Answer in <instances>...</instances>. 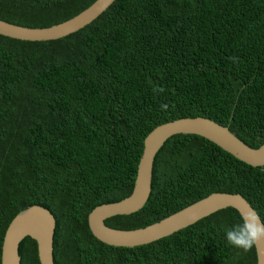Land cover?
I'll return each mask as SVG.
<instances>
[{
  "label": "trees",
  "instance_id": "16d2710c",
  "mask_svg": "<svg viewBox=\"0 0 264 264\" xmlns=\"http://www.w3.org/2000/svg\"><path fill=\"white\" fill-rule=\"evenodd\" d=\"M96 1L0 0V19L46 28ZM196 117L264 145V0H116L62 39L0 35V264L10 223L36 205L56 219L55 264H257L255 245L226 242L225 228L240 219L231 208L135 248L90 230L96 207L132 194L146 137ZM213 193L241 194L264 222V167L176 135L156 157L146 206L105 224L142 229ZM20 255L40 264L32 238Z\"/></svg>",
  "mask_w": 264,
  "mask_h": 264
},
{
  "label": "water",
  "instance_id": "95a60500",
  "mask_svg": "<svg viewBox=\"0 0 264 264\" xmlns=\"http://www.w3.org/2000/svg\"><path fill=\"white\" fill-rule=\"evenodd\" d=\"M115 1L97 0L73 19L46 28H28L0 19V35L28 42L62 39L90 25ZM181 134L201 136L247 165L264 167V145L258 149L252 148L229 128L215 121L202 117L182 118L160 125L144 141V151L138 165L132 194L120 202L98 206L90 213L88 224L96 239L113 247L135 248L167 238L221 210L231 208L240 214L252 209L257 213L241 194L213 193L182 211L142 229L118 230L105 224L110 218L128 216L146 206L152 194L156 157L168 140ZM55 230L56 219L48 209L36 205L22 211L13 219L6 231L1 264H21L20 245L28 237L37 242L40 264H55ZM255 249L257 264H264V241L256 244Z\"/></svg>",
  "mask_w": 264,
  "mask_h": 264
},
{
  "label": "clouds",
  "instance_id": "9594fccd",
  "mask_svg": "<svg viewBox=\"0 0 264 264\" xmlns=\"http://www.w3.org/2000/svg\"><path fill=\"white\" fill-rule=\"evenodd\" d=\"M153 91L156 92L157 89ZM158 91L163 92L164 89L159 88ZM162 108L166 109L167 105H162ZM225 239L228 245L247 252L264 241V222L252 209L242 212L237 223L225 228Z\"/></svg>",
  "mask_w": 264,
  "mask_h": 264
},
{
  "label": "bare ground",
  "instance_id": "6f19581e",
  "mask_svg": "<svg viewBox=\"0 0 264 264\" xmlns=\"http://www.w3.org/2000/svg\"><path fill=\"white\" fill-rule=\"evenodd\" d=\"M72 165V164H71Z\"/></svg>",
  "mask_w": 264,
  "mask_h": 264
}]
</instances>
